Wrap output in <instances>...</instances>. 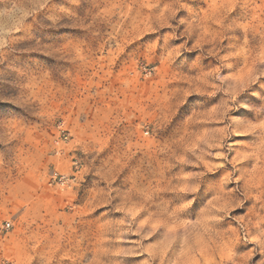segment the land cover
Masks as SVG:
<instances>
[{
    "label": "rangeland",
    "instance_id": "obj_1",
    "mask_svg": "<svg viewBox=\"0 0 264 264\" xmlns=\"http://www.w3.org/2000/svg\"><path fill=\"white\" fill-rule=\"evenodd\" d=\"M0 96V264H264V0H0Z\"/></svg>",
    "mask_w": 264,
    "mask_h": 264
},
{
    "label": "snow or ice",
    "instance_id": "obj_2",
    "mask_svg": "<svg viewBox=\"0 0 264 264\" xmlns=\"http://www.w3.org/2000/svg\"><path fill=\"white\" fill-rule=\"evenodd\" d=\"M0 102H4V103H10L9 102V99L3 97V96H0ZM185 103H187V100L185 101ZM237 142H241V143H248L249 141L248 140H240V141H237ZM187 201H191V200H187Z\"/></svg>",
    "mask_w": 264,
    "mask_h": 264
}]
</instances>
